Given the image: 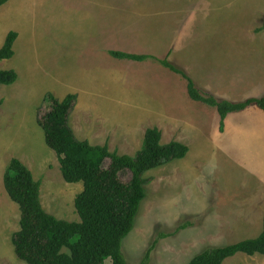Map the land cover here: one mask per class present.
Segmentation results:
<instances>
[{"label": "rangeland", "instance_id": "1", "mask_svg": "<svg viewBox=\"0 0 264 264\" xmlns=\"http://www.w3.org/2000/svg\"><path fill=\"white\" fill-rule=\"evenodd\" d=\"M8 1L10 5L2 9L6 14H0V21L4 22L0 23V48L9 31L15 32L18 39L14 41L13 56L0 61V70H15L17 80L10 85L0 84V264H26L17 258L11 242L12 234L19 229L20 210L9 198L3 185L4 171L10 159L18 158L32 172L34 180L39 183L41 206L58 219L79 221L74 200L83 189L81 182L68 183L63 179L57 155L47 146L44 131L37 122V118L50 106L45 100L46 94L51 92L58 98L50 91L51 88L58 89L60 95L75 94L77 100L69 116V125L75 136L93 144H107L110 151L134 155L141 147L142 133L150 126H158L162 135L164 133L163 142L172 138L169 132L178 135L179 128H169L161 117L155 122H147L144 117L146 124L137 129H126L127 122L120 118V114L107 111L116 109L111 106L113 103L105 104L103 107L106 110H92L79 103V94L72 88L86 85L93 92L94 77L105 73L103 67L95 64L104 58L100 56V51L95 48L94 52L92 49L95 40L94 21L91 20L95 15L100 12L105 15L98 28L99 33L107 34L103 40L109 43L113 40L127 51L141 53L147 49L158 50L159 39L169 37L171 33H163L167 19L163 15L167 13L171 16L169 6L184 0ZM243 1L234 0L236 8L229 6L226 11L230 14L224 16L222 21L217 18L219 13L211 14L209 19L214 20V23H207L205 35H209L212 41L206 40L203 49L200 47L202 32L188 39L186 49L194 51L190 63L195 64L191 68L198 72L196 75H212L221 84L229 83L226 78L234 74L249 79L248 74L253 73L254 69L253 77L263 75L264 60L255 64L250 59L264 56L263 41L260 40H264V35L256 41H247L243 37L248 20L241 13L243 11L238 9ZM260 1L264 3V0H256ZM220 3L222 6L226 4L225 0ZM134 10L138 11V15ZM90 11H94V14L89 17ZM233 14L234 21L231 20ZM261 25L260 22L258 26L263 27ZM212 26L217 29H210ZM21 39L26 44L24 49L20 47ZM229 50L233 57H229ZM68 57L72 65L66 63ZM165 58L182 69L172 59L171 51ZM120 62L127 64L124 60ZM134 64H145V67L140 66V71L129 74L128 78L121 73L123 83L119 84L136 83L132 89L138 92V101L145 100V95L154 89L153 71L157 72L159 67H150L154 65L152 62ZM147 68L153 71L142 74ZM108 77L113 79V74L109 73ZM113 80L118 82L116 78ZM77 81L81 83L74 85ZM193 81L201 88L194 77ZM244 91H248V88ZM126 96L127 92L122 97ZM104 97L92 98L93 105H100L101 100L104 103ZM122 106L129 118L150 113L141 110L144 108L142 106H139V112L143 114H134L132 107L136 108L135 105ZM82 109L84 113L80 111ZM78 111L80 114L75 113ZM202 120L204 118H200ZM262 135L258 124L248 123L243 136L253 141L242 144L237 137L235 149L242 166L264 172V144L255 143ZM194 137L195 140L188 143L189 150L184 158L174 159L145 173L144 176L149 180L145 185L146 196L135 217L133 229L121 245L128 264H140L149 247L158 239L148 264H188L194 256L207 249L254 238L261 233L264 208L243 198L232 201V195L241 197V187H235L233 191L229 187L233 193H230L231 198H222L227 197L229 191L223 192L221 187L236 174H224L222 177L223 173L236 165L226 161L223 173H217L213 165L217 157L208 136L196 137L195 134ZM173 168L176 170H171ZM128 178V173H122V180L127 181ZM105 264H112V261L107 259ZM223 264H264V256L238 253Z\"/></svg>", "mask_w": 264, "mask_h": 264}, {"label": "trees", "instance_id": "2", "mask_svg": "<svg viewBox=\"0 0 264 264\" xmlns=\"http://www.w3.org/2000/svg\"><path fill=\"white\" fill-rule=\"evenodd\" d=\"M6 1L0 0V5ZM16 37L15 32L8 33L0 48V61L13 56ZM111 53L117 58H147L117 51ZM161 63L186 80L188 94L193 100L217 109L220 130L229 113L242 112L250 106L264 111V95L240 102L218 99L197 87L184 70L167 58ZM16 80L14 70H0V84L10 85ZM45 100L50 104L49 109L37 118L45 142L57 155L63 179L83 184L74 200L79 221L58 219L46 212L40 203L39 183L32 172L18 158H11L4 171L3 185L20 210L19 229L11 236L15 255L26 264H105L107 259L112 264H128L121 245L133 229L146 196L145 185L149 180L145 173L184 158L188 146L177 141L162 143L161 131L154 127L146 130L141 148L134 155L118 154L110 151L107 144L92 145L75 136L69 125V116L77 100L75 94L58 99L50 92ZM122 173L129 174L127 181L122 180ZM158 240L149 247L140 264H148ZM238 253L264 256V216L262 231L257 237L207 249L188 264H223Z\"/></svg>", "mask_w": 264, "mask_h": 264}, {"label": "crops", "instance_id": "3", "mask_svg": "<svg viewBox=\"0 0 264 264\" xmlns=\"http://www.w3.org/2000/svg\"><path fill=\"white\" fill-rule=\"evenodd\" d=\"M220 1L223 0H184V2H179L177 4L170 5V12L168 16L167 13H164L163 16H167L164 24H166L163 28V33L166 32L171 33L168 34L169 37L165 36L164 39L160 38L158 42L159 49L158 50H145L140 51L141 53H133L132 51H127L124 46L117 45L115 41L109 43L108 40H103L105 35L101 34L98 31L99 25L102 22V17L105 15L100 12L95 15L91 21L93 22V38L95 43L92 45V49L95 52V48L97 51H100V56L104 59H100L96 61L95 64H99L103 67L105 73L103 75L95 76L94 83L95 86L93 88V92L90 91V88L86 85L74 86L72 90L79 94V103L84 106L90 107V109H101L106 110L103 106L108 102L113 103L116 109L108 110L109 113L112 112L120 114V118L127 122L126 129H132L133 127L137 129L139 126H143L146 124L144 121V117L147 122H155L158 118H163L165 121V125L171 129L179 128V134L169 132V135H172V138L167 140L166 142L162 141V132H161V142L168 143L170 141H177L183 143L189 147V142H193L195 140L194 135L205 137L208 136V139L213 147L214 154L216 155V163L214 165L215 171L218 173H223V165L224 162H228L234 164V168L232 170H227L224 174H233L236 173L234 177L229 178L227 183L223 185L221 190L223 192L229 191V187H232V191L235 187H241L242 195L241 197L236 198V196L232 195V201H238L243 199L252 200L256 203L257 206H261L264 208V172L252 170V168H246L241 165L240 159L236 154L237 149L235 146L238 144L237 137H239V143L245 144L246 142L252 143L253 140L246 139L243 134L247 129V124H258L259 128L262 130V136L255 143L259 144L260 142L264 144V111L257 108L256 106H250L242 112L238 113H229L225 120L223 129L220 130V116L215 107L209 106L203 102L193 100L187 90V82L183 77L181 78L180 74L174 72L171 68L165 66L161 63V60L165 58L170 51L172 52V59L177 62V64L185 70L190 77L198 82L199 86L206 91L211 92L218 99L229 100L232 102H240L247 98L251 97H260L264 95V73L261 77L252 76L255 72V69L252 71L253 73L248 74L249 79L242 75H229L226 78L227 84L220 83L218 80L214 79L212 75H196L198 72H194L191 68V57L194 54V51H187V42L188 39L195 36L197 32H202V45L201 49L205 47L206 40L212 41L209 39V35H205L207 23L212 25L214 20L209 19L212 13H219L220 16L217 17L219 21L223 20V17L228 14L226 9L231 6H234V0H225L226 4L224 6L221 5ZM238 1V0H235ZM10 1H6L4 4L0 5L1 12L0 14H6V11L2 10L6 5H10ZM9 8V7H8ZM101 8V7H100ZM238 9H240L241 13H244L247 20V27L244 30L245 34L243 35L247 41H256L258 37L264 35V3L256 2V0H244L238 5ZM237 9V10H238ZM102 10V9H101ZM136 11V10H134ZM137 15H138V11ZM89 17L93 16L94 11L88 12ZM168 18L170 19L168 21ZM262 18V19H261ZM261 19V21H260ZM208 20V21H207ZM231 20H235V16L231 17ZM218 22V21H217ZM216 22V23H217ZM262 23L263 27H259L258 24ZM0 23H4L0 21ZM261 25V26H262ZM196 26H199L196 30ZM210 29H217V27L212 26ZM11 32V31H9ZM8 32V33H9ZM7 33V35H8ZM212 33V30H211ZM6 35V37H7ZM4 39V42L6 40ZM241 37V38H243ZM17 38V37H16ZM18 39V38H17ZM15 39V42L16 40ZM263 41L264 46V40ZM3 42V44H4ZM14 42V43H15ZM2 44V45H3ZM14 45V44H13ZM233 45L236 46L234 43ZM242 45V44H240ZM26 46L23 39L20 41V47L23 48ZM230 46V44H229ZM228 46V48H230ZM200 47L198 49H200ZM218 47V46H216ZM248 48L250 46L248 45ZM255 48V47H253ZM24 49V48H23ZM14 51V50H13ZM123 52L132 55L138 56H147L144 60H133L130 58H117L112 55L111 52ZM229 52V57H233L231 50ZM69 58L66 63L68 65H72L69 62ZM127 61V64H123L120 61ZM247 61V58H244ZM260 60H264L263 57L251 58V62H255V64H259ZM148 63L152 62L154 65H150V67H159L156 71L152 69L145 70L142 74L146 72L153 71L154 76V89L146 96L144 90L143 94L145 95V100L138 101V92L132 87L136 83H129L128 85H120L119 83H123L122 77L125 74L126 78L129 77V74H136L140 71L139 64L134 63ZM264 64V63H263ZM57 64H55L56 66ZM257 66V65H256ZM118 69V71H117ZM11 70V69H9ZM13 70V69H12ZM112 70V71H109ZM15 71V70H14ZM16 72V71H15ZM109 73L113 74V79H117V81L110 79L108 77ZM196 73V74H195ZM204 73V72H203ZM261 74V73H258ZM193 76V77H192ZM56 77V76H55ZM106 77V78H105ZM58 78V77H57ZM252 78V79H251ZM104 79V84L102 85V80ZM184 81L185 84L182 82ZM180 82L181 85L178 83ZM202 82V83H199ZM204 82V83H203ZM218 82V83H217ZM244 82V83H243ZM254 82V83H252ZM81 82L77 81L74 85L80 84ZM183 83V84H182ZM97 84V86H96ZM247 84V85H244ZM248 88V91H244V89ZM48 90V89H47ZM50 91H53L55 95L63 99L68 94H58L61 93L58 89L51 88ZM58 92V93H57ZM126 97H122L126 94ZM105 96L104 103L100 105H93L92 98L95 96ZM189 98H187V97ZM201 103V104H199ZM122 105H135L136 108L132 107L134 114H143V112H139V106H142L141 110H144L147 115L140 117H130L123 110ZM84 109L80 110L84 113ZM75 113H79L75 112ZM126 114V115H123ZM200 118H204V120L200 121ZM204 124V125H203ZM155 125V124H153ZM71 127V126H70ZM158 128V126H150L146 127L144 132L142 133V142L144 138V134L148 128ZM159 129V128H158ZM160 130V129H159ZM161 131V130H160ZM74 132V131H73ZM75 134V133H74ZM192 137V139H191ZM244 137V138H242ZM164 138V136H163ZM87 140V139H82ZM92 145H100L93 144L89 140H87ZM141 142V145H142ZM105 145V144H102ZM109 148V147H108ZM141 148V147H140ZM139 150V149H138ZM137 150V151H138ZM242 151L241 149H239ZM264 150V148H263ZM136 151V152H137ZM135 152V153H136ZM118 153V152H117ZM120 154V153H118ZM124 154V153H123ZM129 155V154H126ZM9 163V162H8ZM176 170L173 168L171 170ZM174 173V171H173ZM0 184H2V179L0 178ZM220 190V191H221ZM223 192H221L223 194ZM231 191H229L227 197L222 198H231ZM247 193V194H246ZM233 194V193H232ZM252 196V197H251ZM231 201V200H230ZM263 204V205H261ZM246 239V238H245Z\"/></svg>", "mask_w": 264, "mask_h": 264}]
</instances>
